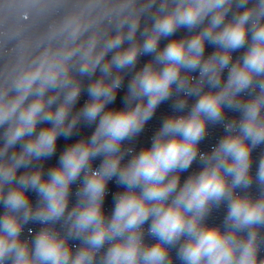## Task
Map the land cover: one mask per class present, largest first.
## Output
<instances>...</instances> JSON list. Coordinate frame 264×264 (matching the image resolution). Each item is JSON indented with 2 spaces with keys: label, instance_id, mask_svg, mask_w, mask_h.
Returning a JSON list of instances; mask_svg holds the SVG:
<instances>
[{
  "label": "clouds",
  "instance_id": "clouds-1",
  "mask_svg": "<svg viewBox=\"0 0 264 264\" xmlns=\"http://www.w3.org/2000/svg\"><path fill=\"white\" fill-rule=\"evenodd\" d=\"M230 3L231 0H180L174 10L156 18L152 33L142 45L144 53H156L161 36L172 35L178 27L192 29L211 14L209 27L204 31L187 42L173 40L157 54V62L164 65L162 70H155L149 64L136 75L130 92L134 98L146 97V105L138 103L127 111L104 112L91 143L81 142L69 148L61 158V166L50 173L48 180H42L39 171L19 178L16 173L18 168L28 167L33 157L39 159L54 151L57 133L64 125L69 106L78 96L79 87H71L64 103L54 113L44 111L43 96L49 88L69 84L66 62L76 50L64 53L59 59H50L45 54L39 63L15 81L14 96L0 93V127H5L4 145L0 149V204L5 208L0 217V264L5 261L9 264H92L94 253L105 241L117 238L108 249L104 264H164L168 257L165 244H174L181 235L188 237L178 252L185 264H257L256 231H249L244 241L237 239L235 233L264 226V200L253 202L246 197H234L232 189L247 188L251 184L250 148L245 140L251 141L253 147L264 142V122L259 119L264 100L257 97L240 103L235 99L238 93L253 85L254 77L264 75V23L260 21L264 12L256 13L254 8L246 7L247 0H239L237 6L245 10L220 31H214L222 24ZM258 7L264 9V0H260ZM254 14L256 19L252 20ZM250 20L251 44L243 63L231 68L227 85L220 92L200 96L189 116L166 120L151 148L140 152L119 171L118 181L128 191L119 196L111 221L105 223L101 203L106 181L117 175L119 169L120 157L115 154L119 152L120 142L142 130L157 105L171 95L174 83L178 91L185 90L186 82L180 79V69L200 66L205 38L224 50L222 55H214L206 61L201 69V76L208 75L209 84L217 86L219 70L229 65L230 51L245 45ZM136 30L137 23H133L127 37L118 32L95 58L91 56L95 41L89 44L82 54L80 73L91 75L104 54L119 48L125 38L133 40ZM77 34L78 30L73 31V38ZM140 50L133 44L127 50L117 52L110 64L101 67V72L108 76L112 65L117 69L133 66ZM119 85L120 77L117 76L110 83L99 79L90 86L88 91L92 101L83 110L87 121L96 120L105 104L114 99V89ZM257 87L264 92V83L257 82ZM186 92L193 94L191 89ZM29 95L36 99L25 105ZM51 103L50 99L48 104ZM184 106L183 101L176 105L178 109ZM223 106L243 113L240 134L222 139L212 156L207 158L204 170L189 179L171 203L166 204L170 195L176 192L178 177L166 178L169 173L184 171L190 166L197 155L196 145L204 137L206 120L221 122ZM38 119L51 122L53 127L23 143L19 154L7 156L10 147L25 136L33 135ZM75 122L73 120L63 131L65 136L70 134ZM233 127L231 123L225 125L226 131ZM98 154L107 158L99 170L90 171L86 176L79 193L83 203L69 213V235L82 237L86 247L73 258L65 239L45 228L36 236L30 253L28 245L20 240L22 224L29 220L41 224L60 220L67 206L70 182L88 166L90 158ZM201 159L205 157L202 155ZM226 176L233 177L231 184ZM257 180L264 185V161H261ZM7 185L15 187H9L5 192ZM28 189L36 191L43 202L35 211L26 196ZM135 189H139V194ZM223 200L228 201L226 223H231L232 230L222 233L216 227H202L200 220L209 205H219ZM150 215L153 220L149 232L159 242L144 247L139 227Z\"/></svg>",
  "mask_w": 264,
  "mask_h": 264
}]
</instances>
